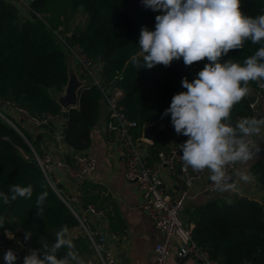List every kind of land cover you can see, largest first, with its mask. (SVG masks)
Returning a JSON list of instances; mask_svg holds the SVG:
<instances>
[{"label":"trees","instance_id":"obj_1","mask_svg":"<svg viewBox=\"0 0 264 264\" xmlns=\"http://www.w3.org/2000/svg\"><path fill=\"white\" fill-rule=\"evenodd\" d=\"M30 3L32 10L27 11L12 0H0V112L25 135L0 114V192L8 193L13 184H31L34 189L31 199L18 197L7 205L0 200V216L5 218L0 240L18 245L5 237V230H11L23 234L22 242L31 249H42L43 245L54 243L56 233L66 225L79 258L86 260L93 253L91 241L84 231L71 234L73 228L80 227V222L51 185L35 159L32 146L43 154L44 140L62 125L68 150L86 152L92 144L93 130L104 114V91L92 85L82 91L78 107L68 110L61 107L53 93L67 83L68 60L66 47L55 30L101 65L105 89L124 88L121 103L126 115L138 122V136L152 125L156 139L149 145L151 164L158 159L159 151L169 145V134L174 128L171 115L163 113L174 94L187 91L182 87V79L193 81L208 61L186 66L181 58L170 67H143L139 48L141 28L154 31L155 17L162 12L145 8L141 0H30ZM241 10L252 17L264 14V0H241ZM260 46L246 41L243 49L231 50L224 59L243 63ZM133 57L139 59V65L133 63ZM263 81L250 82L251 92ZM9 103L34 115L63 113L64 122H51L44 130L34 131L15 115ZM240 116L253 117L248 96L234 106L231 123L234 125ZM162 123L165 128H161ZM70 154L66 157L70 158ZM251 171L264 186V159L255 161ZM44 191L48 196L43 215L38 217L35 201ZM80 195L84 205H88L86 192ZM183 219L193 225L197 243L221 264H264V202L238 195L212 196L203 202L190 199ZM26 234L30 236L27 240ZM0 264H4L1 259Z\"/></svg>","mask_w":264,"mask_h":264},{"label":"clouds","instance_id":"obj_2","mask_svg":"<svg viewBox=\"0 0 264 264\" xmlns=\"http://www.w3.org/2000/svg\"><path fill=\"white\" fill-rule=\"evenodd\" d=\"M145 8L161 11L155 17V30L142 27L139 48L143 67H170L183 58L186 66L207 59L197 78L181 84L187 91L174 94L163 113L171 115L177 135L188 139L178 145L180 159L194 171L207 169L209 179L220 192L239 189L241 182L252 177L240 169L250 167L262 151L250 138L264 134V116L245 117L233 125L234 106L251 92L250 82L264 80V14L245 15L241 0H141ZM261 45L243 63L227 57L231 50L243 49L245 42ZM139 65V59L133 57ZM236 166L233 175L227 166ZM33 186L10 185L9 192H0L5 205L19 198L31 199ZM48 193H40L35 201L36 216L42 217ZM5 218L0 216V228ZM5 234L9 236L5 230ZM25 235V239H29ZM64 250L61 254V250ZM18 256L8 249L3 260L15 264ZM23 264H82L66 225L56 233L55 242L34 248L23 258Z\"/></svg>","mask_w":264,"mask_h":264},{"label":"built area","instance_id":"obj_3","mask_svg":"<svg viewBox=\"0 0 264 264\" xmlns=\"http://www.w3.org/2000/svg\"><path fill=\"white\" fill-rule=\"evenodd\" d=\"M12 1L27 11L32 10L30 0ZM55 31L64 43L67 52L74 55L75 63L82 77L90 78V86L97 85L104 91V103L107 107L106 133L111 141L117 142L121 147L125 160V177L128 181L137 182L142 195V207L148 212L156 229L161 234L155 246V264H167L173 247L177 248L179 257L192 258L194 260L193 264H221L218 259L211 255L207 248L197 243L194 238L193 225L186 224L183 219L186 203L192 197H195V194L218 191L214 183L209 179L210 172L207 169L194 171L190 167L183 165L180 159L182 152L178 145L183 144L188 137L177 135L173 128L172 131L174 136L177 137V142L171 143L159 151L157 163L151 164L148 157L150 141L145 138L144 134L139 136L136 134L138 122L126 115L121 103V98L125 92L124 88L113 86L105 89L101 65L82 48L71 45L62 34L57 30ZM253 94L255 95V101L251 103L252 114L260 117L264 115V81L260 83ZM9 107L11 109L14 108L15 115L34 131L44 130L51 122L59 124L64 122L63 113L43 112L42 114L34 115L26 108L17 106L14 103H9ZM0 114L24 135L16 123L1 112ZM242 118L244 117L240 116L239 120ZM160 126L165 128L163 123ZM256 137L254 136L250 139L255 142ZM51 145L55 147V154L47 150L43 154H39L31 146L35 159L40 164L51 185L62 196L71 214L78 219L80 227L91 241L93 253L86 259V264H114L116 261L115 255L111 251L106 250L104 246L107 235L102 229L92 228L90 225L93 216L104 217L105 212L94 204L85 206L80 193L63 195L59 186L61 179L57 175V170L63 169L67 177L76 184H80L96 170L97 159L85 151L68 150L64 140L62 125L53 135ZM67 153H71L70 158L66 157ZM162 168L167 169L171 178L174 176L181 178L182 186L177 194L168 189L166 180L162 176ZM235 168L236 166L234 165H228L227 173L230 176L233 175ZM251 174H253L251 176L252 179H257L258 176L256 174L253 172ZM256 200L262 202L260 198ZM8 249H13L18 256L15 264H23V258L27 255V252L23 249V242H21V245H15L0 240V259L3 262V256Z\"/></svg>","mask_w":264,"mask_h":264},{"label":"crops","instance_id":"obj_4","mask_svg":"<svg viewBox=\"0 0 264 264\" xmlns=\"http://www.w3.org/2000/svg\"><path fill=\"white\" fill-rule=\"evenodd\" d=\"M103 113L102 119L93 130L92 144L86 151L97 159L96 170L80 184H76L66 176L63 169H58L57 175L61 179L59 186L64 194H83L86 192V198L90 200L89 204H94L105 212L104 217L93 216L90 225L92 228L102 229L107 235L104 246L106 250L111 251L115 255L116 261L114 264H155V246L161 234L156 229L148 212L142 207V195L137 182L128 181L125 177V160L121 147L117 142L111 141L106 133L107 107L105 104ZM52 137L49 136L44 140L43 150L55 154V147L51 145ZM153 142L150 141L149 143ZM174 142H177V137L171 131L168 144ZM254 143L259 144L262 151L251 163L250 167L240 169L251 176L253 175L251 174V167L254 162L264 159V134L257 136ZM157 161H154L153 164L157 163ZM162 176L166 180L168 189L177 194L182 186L181 178L179 176L171 178L166 168H162ZM195 195V197L191 198L194 202H203L212 196L232 197L235 195L254 199L260 198L263 202L264 186L260 184L257 177V179H251L246 184L241 182L239 189L236 191H216L210 194L202 192ZM6 231L11 236L9 238L5 235L8 241L18 242V245H21L24 239L23 234H17L11 230ZM82 231L84 230L81 227H76L72 229L71 234L77 235ZM23 249H25L27 254L31 250L28 243H23ZM177 252V248L173 247L167 264L194 263L192 258H181ZM79 259L82 264H86L84 258Z\"/></svg>","mask_w":264,"mask_h":264},{"label":"water","instance_id":"obj_5","mask_svg":"<svg viewBox=\"0 0 264 264\" xmlns=\"http://www.w3.org/2000/svg\"><path fill=\"white\" fill-rule=\"evenodd\" d=\"M68 60V80L61 90L55 91L53 97L58 101L64 110L79 106L80 96L84 89L90 86V78H83L79 72L78 66L75 63L74 55L66 52ZM102 57L100 61H102ZM250 102L255 101V95L249 94ZM145 138L153 142L156 136L152 132V125L146 126L144 130ZM9 214V213H7Z\"/></svg>","mask_w":264,"mask_h":264}]
</instances>
